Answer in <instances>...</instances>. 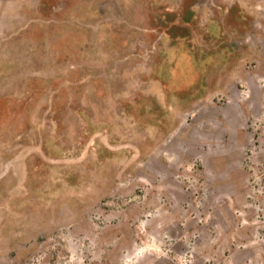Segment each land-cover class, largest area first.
Segmentation results:
<instances>
[{"label":"rangeland","instance_id":"1","mask_svg":"<svg viewBox=\"0 0 264 264\" xmlns=\"http://www.w3.org/2000/svg\"><path fill=\"white\" fill-rule=\"evenodd\" d=\"M0 264H264V0H0Z\"/></svg>","mask_w":264,"mask_h":264}]
</instances>
